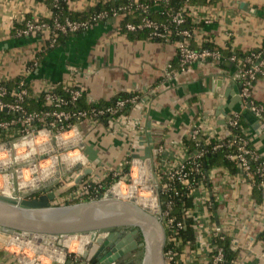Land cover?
<instances>
[{
    "label": "crops",
    "instance_id": "1",
    "mask_svg": "<svg viewBox=\"0 0 264 264\" xmlns=\"http://www.w3.org/2000/svg\"><path fill=\"white\" fill-rule=\"evenodd\" d=\"M108 1L112 0H74L70 8L84 12ZM51 17L48 0H0V81L21 77L32 93L48 84L81 88L85 106L139 95L128 122L82 124L85 148L93 146L98 153L97 161H90L96 177L122 173L133 159L155 169L158 164L181 163L189 157L184 141L194 129L201 130L205 143L226 139L227 122L235 114L244 120L252 146L264 155V122L242 107L239 70L229 59L199 61L182 72L174 43L131 40L120 29L121 17L71 35L54 49L45 47L42 36L21 37L14 31L16 25ZM196 22L201 23L191 40L196 50L212 45L237 55L264 49V0H215L202 7ZM169 65L175 70L168 74ZM255 65L260 72L252 97L264 103V57ZM207 171L203 189L193 193L196 249L187 248L181 259L186 264H210L213 235L221 228L232 241L237 264H264V201H256L240 172L220 165ZM82 241L86 239L80 241L81 252L89 245ZM88 262L82 258L66 264ZM0 264L19 263L0 250Z\"/></svg>",
    "mask_w": 264,
    "mask_h": 264
},
{
    "label": "built area",
    "instance_id": "2",
    "mask_svg": "<svg viewBox=\"0 0 264 264\" xmlns=\"http://www.w3.org/2000/svg\"><path fill=\"white\" fill-rule=\"evenodd\" d=\"M60 1L54 0L55 6ZM131 1L135 2L136 8L142 12L143 17L137 23L127 24L126 33L149 30L153 38L165 43H174L178 52V70L184 72L199 61L223 59L218 51L192 48L190 32L178 31L185 22L183 13L189 11L194 22L197 23L196 16L202 11L203 6L192 5L191 1L187 0L182 12L169 14L167 23H158L149 17L150 5L139 3V0ZM158 1L165 5L169 2V0ZM120 11L121 9L114 11L111 19L121 17ZM109 18L110 15L105 12L86 22L55 20L53 24H49L46 21H29L26 28L18 34L21 37L42 36L50 43L52 49L60 35L87 31L95 23L107 21ZM205 22L208 23L209 20L206 19ZM173 35L183 39L171 42ZM262 57V53H254L242 60L234 55L230 61L239 70L240 97L244 102V108L264 122V103H258L252 97L253 83L260 72L255 62L261 61ZM245 64L251 65V68L243 69ZM174 70L172 65L168 66V74ZM84 95L83 89L67 84H48L43 90L32 93L23 80L12 94V100L7 102L8 93L4 88V82L0 81V194L22 200L37 198L38 194H45L49 188H53L54 191L67 190L69 180L91 165L85 154L82 124L84 122L97 124L103 120L124 124L129 121V113L140 102L139 95H128L114 103L105 105L95 103L84 108L80 106ZM30 97L41 98L43 109L28 111L26 101ZM4 112L7 113L6 117L1 116ZM239 127L240 115L235 114L227 122L228 137L217 140L213 145L205 143L201 137V130L196 128L189 137L196 150L189 153L185 148L189 157L183 162L170 167L158 164L155 169L152 164L147 165L145 162L133 159L129 164L124 165L122 173L87 176L78 186L69 189L66 197L56 199L52 206H61L59 203L64 206L73 202H89L109 195L116 198L114 196L116 190L125 196L134 188L137 191L149 188L151 197L156 203L154 210L160 215L165 229L177 233L185 228V224L172 215L175 202L182 200L188 193L192 197L196 189H203V184L208 178L204 160L210 154L224 151L226 158L236 163L244 182L252 190L258 188L264 192V155L252 146L246 135L231 132L232 129ZM78 166L80 169L76 170ZM108 176L116 179L112 185L106 183ZM138 198H140L139 194L136 199ZM195 208L194 198V210ZM194 210L190 213L193 219ZM72 236L80 237V240L83 237L71 235L68 238ZM68 238L50 239L47 243L41 244L23 235L0 230V243H2L0 250L12 256L19 264H52L53 262L66 264L70 261H81L86 248L80 253L72 251L71 247L65 245ZM227 238L228 235L223 229L215 230L213 240L222 242ZM212 252L215 254L213 255ZM212 252L210 264L225 263L223 248L213 246ZM61 255L63 258L58 259ZM165 259L167 264L174 262L173 251H167ZM232 264H237V261H233Z\"/></svg>",
    "mask_w": 264,
    "mask_h": 264
},
{
    "label": "water",
    "instance_id": "3",
    "mask_svg": "<svg viewBox=\"0 0 264 264\" xmlns=\"http://www.w3.org/2000/svg\"><path fill=\"white\" fill-rule=\"evenodd\" d=\"M240 102L244 108L241 97ZM85 154L93 163L98 159L93 146L86 147ZM79 169L80 166L76 167ZM94 172L92 167L85 168L72 178L67 190L49 188L37 198L16 200L0 196V230L23 235L41 244L60 237L88 235L91 239L82 258L93 264L120 263L127 251L119 249L129 244L132 248L128 252L141 250L139 264H167L166 229L156 211L142 207L134 200L123 201L110 195L89 202L52 206L57 198ZM130 230L132 233L113 247L120 234ZM139 239H143L141 244L137 242Z\"/></svg>",
    "mask_w": 264,
    "mask_h": 264
},
{
    "label": "trees",
    "instance_id": "4",
    "mask_svg": "<svg viewBox=\"0 0 264 264\" xmlns=\"http://www.w3.org/2000/svg\"><path fill=\"white\" fill-rule=\"evenodd\" d=\"M51 7L52 17L51 19L46 20L49 24H53L55 20L59 21H74V22H86L91 21L92 18L100 13H108L110 15V18L107 21H102L100 23L108 22L112 20V14L114 11H120L121 16V24L120 29L123 33H126V25L130 23H137L142 17V12L138 10L135 6V2L131 0H117V1H108V2H100L97 5L91 7L89 10L84 12H76L71 10L70 2L74 0H61L57 6L54 4V0H48ZM192 5L197 6H205V5H211L215 2V0H190ZM134 2V3H133ZM187 0H169L168 4L165 5L161 1L158 0H139V3L148 4L150 5V13L149 17L153 19L154 21L158 23H167L169 22V14L173 15L176 12H182L183 8L185 7ZM125 9V10H124ZM185 22L184 24L179 27L178 31L188 30L190 34L192 35L195 33L196 30L200 29L201 23H195L193 17L189 13V11H186L183 13ZM29 22V21H28ZM99 24V23H95ZM27 22H25L22 25H16L15 30L17 33L22 31L26 28ZM81 33V32H80ZM79 33H70L67 35H60L57 39V43L54 48L59 47L61 44L65 42V40L71 36ZM128 37L131 40H150L154 42H163L162 40L153 38L151 35V32L149 30L144 31H138L133 33H127ZM182 37H176L175 35L172 36L171 42H176L182 40ZM192 40V39H191ZM190 40V41H191ZM50 47V43L46 41V46ZM52 48V49H54ZM203 49H207L210 51H218L221 53L222 58L229 59L233 55L232 52L228 50L223 51L221 49H215L212 45H208L206 47H203ZM258 54L262 53L264 57V49L262 51H255L248 54H237L236 56L239 57L242 60L247 59L248 57L252 56V54ZM262 57V58H263ZM232 63V62H231ZM236 66V65H235ZM243 69H249L251 68V65H243ZM23 81V78H15L9 82L4 83V88L6 89L8 93V97L6 98L7 102H10L12 100V94L16 92L18 89V85ZM256 82V81H255ZM253 83V87L254 84ZM26 87L30 90L29 85L26 83ZM127 95H120L114 101L111 103H114L115 101L119 99L126 98ZM80 106L87 108L89 106H85L84 102H80ZM26 108L28 111H40L43 109V102L40 99L35 98H29L26 101ZM1 116L6 117L7 113H2ZM244 120L242 117H240V127L236 129H232L231 132L237 134V135H245L244 133ZM217 140L212 139L211 145H213ZM185 147L187 148L189 153H193L196 148L194 143L190 139H185L184 141ZM220 165L228 167L232 172H240L236 163L229 161L226 158V153L224 151L210 154L206 157L204 160V166L206 169L211 168L212 166ZM116 179H113L112 176H108L106 178V183L108 185H112ZM254 197L258 203H262L264 200V192L258 188L254 190ZM77 204V203H74ZM173 210V216L177 220H181L185 224V228L182 229L179 232H171L169 229L166 230L167 234V244L165 247V253L167 251H173L175 254V261L171 264H185V261L181 259V256L184 254L185 250L187 248H190V250H195L197 245V235L195 232V224L196 222L191 217V212L194 210V198L191 197L190 194H186L182 200H177L174 205ZM140 242H143V239L140 240ZM213 246L215 247H221L224 249L225 254V263L224 264H232L233 261L237 259V253L232 248V241L228 237L225 241L220 242L219 240H213ZM214 255L215 252H212ZM92 264V263H91Z\"/></svg>",
    "mask_w": 264,
    "mask_h": 264
},
{
    "label": "rangeland",
    "instance_id": "5",
    "mask_svg": "<svg viewBox=\"0 0 264 264\" xmlns=\"http://www.w3.org/2000/svg\"><path fill=\"white\" fill-rule=\"evenodd\" d=\"M136 189V188H135ZM147 189H143V190H141V191H137V189H136V191H137V194H139V196H140V198H138V199H136L137 198V196L135 197V200L134 201H136V202H138V204H140V205H142V203L144 204V201H143V199L142 198H149V200H153L154 201V199H152V197H151V194H150V191H146ZM139 192V193H138ZM38 195H40V194H38ZM37 195V196H38ZM64 196H63V198L64 197H66L67 195H66V193L65 194H63ZM0 196H4V195H2V194H0ZM9 197H10V195H8ZM146 200V199H145ZM74 203H79V202H73V203H70L71 205L72 204H74ZM198 203V202H197ZM61 206H63L61 203H59ZM156 205V203H155V201H154V205H148V207L150 208V209H155V206ZM197 206V205H196ZM155 211V210H154ZM205 218V217H204ZM205 220H206V218H205ZM83 237H88L89 239H91V237L90 236H88V235H84ZM74 239H77L76 241H74ZM83 239V238H82ZM69 240H71V245H70V247H71V250L72 251H76V252H78V253H80V251H79V246H80V237L79 238H77V237H75V236H73V238L72 239H69ZM74 242V243H73ZM90 242V241H89ZM0 247H2V243H0ZM83 252V251H82ZM136 256H137V258H138V260H140L141 259V257H142V252H137V254H136ZM139 262V261H138Z\"/></svg>",
    "mask_w": 264,
    "mask_h": 264
},
{
    "label": "bare ground",
    "instance_id": "6",
    "mask_svg": "<svg viewBox=\"0 0 264 264\" xmlns=\"http://www.w3.org/2000/svg\"><path fill=\"white\" fill-rule=\"evenodd\" d=\"M146 191H151L149 188L146 190ZM151 194V193H150ZM110 196H112V195H110ZM114 196H116V198H119V199H127V200H123V201H133V200H135V197L137 196V191H136V189L134 188V189H132L131 191H129L125 196H122L121 195V193L118 191V190H116L115 192H114ZM131 199V200H130ZM143 199V201H144V204L142 203V207H145V208H147V209H150L149 207H148V205H154V201L153 200H149V198H142ZM146 199V200H145ZM68 238V237H67ZM73 238V236L72 237H69L68 239H67V241L65 242V245H66V247H70V245H71V240H69V239H72ZM83 239H81V240H84V239H86V241H82L83 243H84V245L85 244H87L89 241H90V239L88 238V237H82ZM75 240H77V239H74V241ZM80 240V241H81ZM62 259L63 258V256L61 255L60 257H58V259Z\"/></svg>",
    "mask_w": 264,
    "mask_h": 264
},
{
    "label": "flooded vegetation",
    "instance_id": "7",
    "mask_svg": "<svg viewBox=\"0 0 264 264\" xmlns=\"http://www.w3.org/2000/svg\"><path fill=\"white\" fill-rule=\"evenodd\" d=\"M41 195H44V194H40L37 197H39ZM132 231L133 230H130V231H126L124 233H121L120 236H119V238H118V242L116 243V245L114 244L113 247L120 245V243L123 241V239H126L127 235L128 234H131ZM140 240L141 239H139L137 241L138 244H141ZM129 248H132L131 244H129L127 247L125 246V247H122V248L119 249V251L120 250H123V251L126 250L127 251L126 256L122 259V261L120 263H122V264H139L138 261H140V260L137 259L136 254H137L138 251L141 252V250L138 249V250H135V251H132V252H128V249ZM109 249H111V248H109Z\"/></svg>",
    "mask_w": 264,
    "mask_h": 264
}]
</instances>
